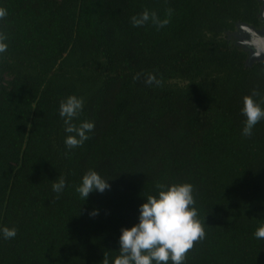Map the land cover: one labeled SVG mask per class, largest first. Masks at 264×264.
<instances>
[{"label": "trees", "instance_id": "obj_1", "mask_svg": "<svg viewBox=\"0 0 264 264\" xmlns=\"http://www.w3.org/2000/svg\"><path fill=\"white\" fill-rule=\"evenodd\" d=\"M263 0H0V264H102L156 185L190 183L205 238L185 264H264V119L242 133L243 97L264 107V59L228 34L264 27ZM170 23L136 27L144 9ZM140 78L134 80L135 74ZM148 73L162 79L149 86ZM94 122L68 149L59 102ZM89 170L110 185L84 201ZM61 177L65 188L52 189ZM98 214L91 216L93 210Z\"/></svg>", "mask_w": 264, "mask_h": 264}, {"label": "clouds", "instance_id": "obj_2", "mask_svg": "<svg viewBox=\"0 0 264 264\" xmlns=\"http://www.w3.org/2000/svg\"><path fill=\"white\" fill-rule=\"evenodd\" d=\"M165 18L157 12L144 9L139 15L131 17L133 26L141 27L149 22L157 29L170 23L173 9H165ZM7 16V10L0 7V19ZM6 35L0 32V55L8 49ZM251 43L259 46V38ZM259 55V52H257ZM140 73L134 75L138 80ZM147 85L162 86V79L154 73H148L145 81ZM260 96L259 91L253 89L250 95L243 97L242 113L246 117L242 133L246 137L252 135V130L257 123L264 119V107L255 97ZM84 107L83 97L69 95L59 102V115L63 118L66 136L65 145L68 149L77 148L89 139L88 133L94 130V122L84 120L79 125L73 123L78 118ZM65 180L61 177L54 182L52 189L61 193L65 188ZM108 180L103 179L96 171L89 170L82 177V183L76 188L81 198L85 201L93 191L103 193L109 189ZM158 194L144 196L146 199L139 206L138 223L131 227L121 229L119 236V252L111 260V264H185L187 254L206 236L204 222L199 219V213L194 206V187L190 183H173L168 186L157 184ZM98 210H93L90 215L95 216ZM4 239H13L17 229L4 226L0 229ZM257 239H264V224H261L254 233ZM102 264H110L107 253H104Z\"/></svg>", "mask_w": 264, "mask_h": 264}, {"label": "rangeland", "instance_id": "obj_3", "mask_svg": "<svg viewBox=\"0 0 264 264\" xmlns=\"http://www.w3.org/2000/svg\"><path fill=\"white\" fill-rule=\"evenodd\" d=\"M262 14L264 21V5L262 8ZM228 37L240 47L248 50L251 60H260L259 58L264 56V27L253 29L249 28L247 25L239 24L235 31L228 34ZM255 38H259L260 40L258 47L251 43ZM257 52H259V55H257Z\"/></svg>", "mask_w": 264, "mask_h": 264}, {"label": "water", "instance_id": "obj_4", "mask_svg": "<svg viewBox=\"0 0 264 264\" xmlns=\"http://www.w3.org/2000/svg\"><path fill=\"white\" fill-rule=\"evenodd\" d=\"M262 16H263V14H262ZM249 28H252V27H249ZM253 29H255V28H253ZM259 59H264V56H261V58H259ZM258 60V59H257ZM249 61L250 62H253V61H256V60H251V59H249Z\"/></svg>", "mask_w": 264, "mask_h": 264}]
</instances>
